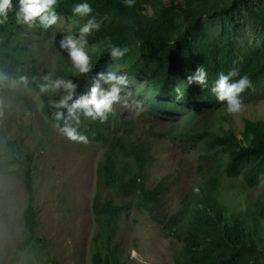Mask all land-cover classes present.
<instances>
[{
    "label": "rangeland",
    "instance_id": "1",
    "mask_svg": "<svg viewBox=\"0 0 264 264\" xmlns=\"http://www.w3.org/2000/svg\"><path fill=\"white\" fill-rule=\"evenodd\" d=\"M12 4L15 9L17 0ZM178 4L188 14L164 20V9ZM134 5L137 18L130 21L132 28L166 36L169 45L180 42L188 55L190 64L185 63L176 83L187 87L186 76L200 64L206 67L208 87L202 92L213 107L220 108L205 118L204 125L220 134L232 133L240 149L227 145L217 148L212 156L202 143L192 146L156 133L179 130L182 119L176 116L170 120L152 110L149 101L157 99L158 92L149 79L153 71L157 73L160 52L146 48L142 53L137 45L118 69L130 78L129 106L114 105L104 135L115 133L149 143L152 160L143 168L142 184L150 191L168 176L166 189L157 206L159 218L154 219L134 198L131 207L96 237L93 198L99 196L115 204L125 198L97 183L106 143L68 140L43 114L40 96L26 85V79L13 82L0 77V264H93L95 255L103 262L108 257L107 237L110 247L118 243L117 264H182L189 246L183 238L166 232L160 219L179 209L183 199L195 202L202 174L213 172L219 180L218 200L229 208L228 215L234 213L244 221L242 243L254 247L249 251L244 246L232 259L227 255L229 264H264V154L250 150L255 139L250 123L261 122L264 129V0H135ZM55 11L57 22L48 29L16 24L10 12L4 23L6 36L13 46L19 45V51H33L40 69L47 66L53 71L60 66L72 72L59 42L68 33L78 35L86 18L76 16L71 9L67 14ZM97 37L98 31L87 37L90 57L100 53ZM135 66L139 72L131 70ZM233 67L238 69L233 79L246 73L252 82L241 94L243 107L237 113L227 112L211 92L218 73ZM99 73L92 75L91 85ZM141 98L143 110L137 111L130 104ZM150 127L153 130L148 131ZM29 154L33 159L26 165ZM202 154L208 161L204 160L206 167L199 174L196 168ZM25 168L32 177L30 191L23 182ZM136 196L141 198L140 193ZM30 199L37 227L27 243L22 215ZM209 256L222 257L220 251Z\"/></svg>",
    "mask_w": 264,
    "mask_h": 264
},
{
    "label": "trees",
    "instance_id": "2",
    "mask_svg": "<svg viewBox=\"0 0 264 264\" xmlns=\"http://www.w3.org/2000/svg\"><path fill=\"white\" fill-rule=\"evenodd\" d=\"M76 2L78 0H58L54 7L67 14ZM88 2L97 19H101L102 23L98 30L99 37H97L100 53L91 57L94 68L87 76H74L72 72L66 71L60 66L53 71L45 66L40 73V60L37 59L33 51L22 48L24 52H21L18 49L19 45L18 47L13 46L10 37L6 36L4 24H0V72L15 78L27 76L28 85L38 93L34 77L38 79L45 72L50 71L56 75L70 76L69 78L78 84L77 95H80L89 90L84 88L89 75L94 72L105 73L108 71V65L112 63L108 54V48L111 45H127L130 48L129 53L117 62L119 68L126 64L129 60L128 55H131L130 53L137 45H140L142 53L146 48L154 49L160 52V56L156 62L157 73L153 71L149 81H154L158 98L150 100V106L157 114L167 115L170 120H174L176 116L182 119L179 130L174 131L173 128L166 131L158 130L157 134L189 143L192 146L198 142L202 143L204 151L209 152L212 156L219 147L224 148L231 145L233 148L240 149L239 141L232 133L220 134L204 125L205 118L215 113L220 107L215 108L206 100L207 97L205 98L203 94L205 91L202 92L203 89L199 85L195 82L187 87L180 85L185 93L184 99L182 101L175 100V94L169 85L176 83L180 78V72L184 68L186 69L185 63L189 61L186 52L182 51L180 42L169 45L166 36H158L153 32L132 28L130 21L137 18L135 5L128 7L119 0H88ZM187 14L188 10L178 4L172 6L171 10L164 9L161 15L164 20L173 21L176 17ZM188 63L190 64V62ZM131 70L139 72L138 66ZM39 94L45 116L53 121V110L50 108L48 100L55 97L51 93ZM109 121L110 119L100 123L82 118L79 128V131L87 135L88 140L107 143L103 164L98 171V185L112 188L116 195L125 197L122 202L117 204L109 199H101L99 196L93 198L91 211L99 229L96 237H100L106 232L112 219L125 213L131 207L134 198L154 219L159 218L157 206L166 189L165 181L168 179L166 176L152 190H145L142 184V171L144 166L152 160L150 144L140 139L132 140L115 133L110 137L103 136L104 128ZM150 130H153L152 127L148 131ZM263 130L261 122L250 123V131L255 138L254 145L250 150L255 153L264 154ZM211 155H209L210 158ZM32 158V154L27 155V160L32 161ZM199 159L200 163L196 170L202 174L206 167L204 160L208 161V158L202 154ZM2 165L3 162L0 159V172ZM29 171L28 168L25 169L23 181L30 191L32 177ZM202 177L196 201L188 202L183 199L179 209L172 212L165 220L160 219V223L166 232L177 238H183L188 244V254L186 257H182V264H229L227 255L232 259L245 246L242 243L245 223L234 213L228 215L229 208L218 200L219 180L217 174L215 172L209 173L207 176L202 174ZM137 193L141 194V198L140 196L135 197ZM31 202L30 199L22 215L24 234L27 235L25 242L27 243L34 238L37 227L36 212ZM192 208H195L193 213ZM228 217L231 219L228 220ZM106 243L108 249L106 261L101 262L98 255H95L93 264H117L118 243L110 247V237L106 238ZM247 248L249 251H254V247H244V249ZM202 251H206L208 255L204 256L201 254ZM218 251L222 255L221 258L209 256L212 252Z\"/></svg>",
    "mask_w": 264,
    "mask_h": 264
},
{
    "label": "clouds",
    "instance_id": "3",
    "mask_svg": "<svg viewBox=\"0 0 264 264\" xmlns=\"http://www.w3.org/2000/svg\"><path fill=\"white\" fill-rule=\"evenodd\" d=\"M134 2L135 0H124V4L128 7H132ZM55 5L56 0H17V6L14 9L12 0H0V24H4L8 21L9 13L11 12L14 13L16 24L24 25L28 28L39 27L41 29H48L50 26L54 25L58 19V14L54 7ZM71 12L80 18H86L85 22L79 27L78 35L73 33L63 35L59 44L60 48L67 53V60L70 65V70L73 72L72 74L74 76L85 77L94 68L90 57L91 49L86 51V45H88L87 37L89 35H94L100 29L102 20L97 19L88 0H78V2L71 6ZM129 51L130 48L127 45H111L108 48V54L112 63L108 65V71L106 73H99L98 78L93 81L92 85V75L97 72L89 75L84 84V88L89 90H86L84 94L77 95L78 84L73 82V80L69 78L70 76L56 75L50 71L45 72L38 79L35 77L33 78L36 80V87L39 93H51L53 97H55L48 100V104L53 110V121L46 118L53 122V127L62 133L68 140L84 143L88 141L105 143L103 141L88 140L87 135L79 131V128L82 118L93 122L99 121L100 123H104L109 119L110 114L113 113L115 104L119 103L129 106L130 102L127 98L129 89L127 86L130 84V80L127 72L118 70L119 64L117 63L122 60ZM41 72L40 69V73ZM207 75L206 67L200 64L195 68L194 72H190L186 76V79L189 84L195 82L201 89H205L208 87ZM237 75L238 69L235 67L231 68L226 73L220 72L211 87V92L214 93L216 100L223 102L222 106L229 113L241 111L243 107L241 94L244 93L246 89L252 87V82L246 73L239 75L238 79H233V77ZM0 77H4L6 80L13 82H18L24 78L26 79V85L33 90V88L28 85L27 76L15 78L0 72ZM169 86L175 94V100L182 101L185 93L181 86L178 83H173ZM121 93H123V95H121ZM143 105L144 101L142 98L134 99L130 104V106L134 107L137 111H142ZM1 158L2 157H0V159ZM30 163L31 160H27L26 158V165H30Z\"/></svg>",
    "mask_w": 264,
    "mask_h": 264
}]
</instances>
